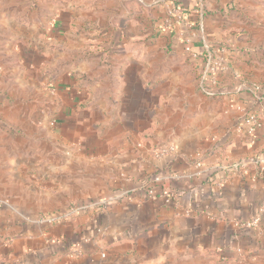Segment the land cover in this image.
<instances>
[{"label": "crops", "instance_id": "0c3cea01", "mask_svg": "<svg viewBox=\"0 0 264 264\" xmlns=\"http://www.w3.org/2000/svg\"><path fill=\"white\" fill-rule=\"evenodd\" d=\"M261 155L264 0H0V264H264Z\"/></svg>", "mask_w": 264, "mask_h": 264}, {"label": "built area", "instance_id": "2783aa9c", "mask_svg": "<svg viewBox=\"0 0 264 264\" xmlns=\"http://www.w3.org/2000/svg\"><path fill=\"white\" fill-rule=\"evenodd\" d=\"M166 24L170 25V20L168 19L166 21ZM187 51H191V48L189 46L186 47ZM209 64L207 67V70L204 73V77L208 78L212 84H216L217 83V78L214 75H210L209 73L212 72L214 73L215 69H216V65L215 62L213 61V57L211 56V54L209 53ZM231 106H233L231 104ZM247 122L250 124V132L255 131L258 127L261 126L260 120L258 119V116L256 114H252L249 116ZM174 150V146L167 144L162 146L161 148H159L156 151V155L159 157H163L164 155L172 152ZM258 168L260 171H264V155L261 156H253L251 158H248L246 160H240L238 162H235L233 165V169L234 170H239L242 173H247L249 169L251 168ZM156 180H160V178H156ZM166 201L169 202V198H166ZM258 219L255 218L253 221L250 222H245L243 223L244 226H251L254 224H257ZM77 253H73V255H75ZM235 254H236V259L238 260H242L245 257L246 254V250L242 247V246H238L235 249ZM105 256V255H104ZM221 261H228L229 258L228 257H220Z\"/></svg>", "mask_w": 264, "mask_h": 264}]
</instances>
